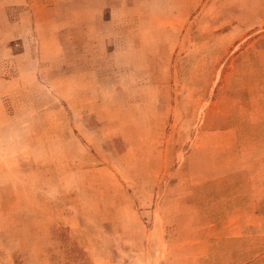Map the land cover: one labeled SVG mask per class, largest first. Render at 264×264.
I'll list each match as a JSON object with an SVG mask.
<instances>
[{
    "label": "rangeland",
    "instance_id": "obj_1",
    "mask_svg": "<svg viewBox=\"0 0 264 264\" xmlns=\"http://www.w3.org/2000/svg\"><path fill=\"white\" fill-rule=\"evenodd\" d=\"M0 264H264V0H0Z\"/></svg>",
    "mask_w": 264,
    "mask_h": 264
},
{
    "label": "crops",
    "instance_id": "obj_2",
    "mask_svg": "<svg viewBox=\"0 0 264 264\" xmlns=\"http://www.w3.org/2000/svg\"><path fill=\"white\" fill-rule=\"evenodd\" d=\"M246 214V212L244 213V214H242V215H245ZM253 214V213H252ZM250 216H252L251 214H250ZM260 216V213L258 214V213H255V210H254V218H258ZM241 218V217H240ZM240 235V234H239Z\"/></svg>",
    "mask_w": 264,
    "mask_h": 264
}]
</instances>
